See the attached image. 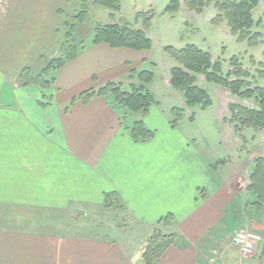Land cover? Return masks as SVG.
<instances>
[{
  "label": "crops",
  "instance_id": "1",
  "mask_svg": "<svg viewBox=\"0 0 264 264\" xmlns=\"http://www.w3.org/2000/svg\"><path fill=\"white\" fill-rule=\"evenodd\" d=\"M9 5L0 0V20ZM65 35L53 39L47 58L59 53ZM30 45L22 38L11 45L13 51L0 52V264H144L147 240L156 229L175 233L176 240L155 264H229L236 249L231 243L224 247V221L238 202L247 210L250 200L249 190L238 188L243 177L233 170L235 161H223L232 154L205 152L181 131L182 121L172 125L173 112L165 116L157 98L145 116L137 113L155 131L146 142L131 137L108 96L77 100L65 110L86 90L110 81L131 83L132 69L156 63L152 49L83 43L78 56L57 71L56 81L43 88L26 86L21 76L31 65ZM232 137L239 142L228 128L222 137L227 148ZM235 151L242 162L244 154ZM249 157L248 176L254 170ZM109 192L117 193L121 209L106 206ZM33 210L61 219L58 215L79 216L64 231L55 229L56 220L49 222L53 228H41V216L24 224L22 213ZM168 214L174 220L159 224ZM261 218L263 228L264 207ZM133 231L140 236H131Z\"/></svg>",
  "mask_w": 264,
  "mask_h": 264
},
{
  "label": "rangeland",
  "instance_id": "2",
  "mask_svg": "<svg viewBox=\"0 0 264 264\" xmlns=\"http://www.w3.org/2000/svg\"><path fill=\"white\" fill-rule=\"evenodd\" d=\"M72 1L10 0L8 13L3 20H0V52L13 51L11 45L22 40V38L26 42L29 40L31 45L30 50L26 51V56L31 65L27 67H31L36 71L39 70L40 63L43 67L44 59L46 61L50 59L47 57L53 48V39L60 40L69 31L70 25L74 21L77 22L75 27L77 30L75 32L74 29V35L81 37L86 45L92 43L95 27L98 24L119 23L129 25L133 29L143 30L153 41L151 51L153 52V60L156 63H146L140 70L149 69L154 72V80L148 84V87L155 98L162 101V110L165 116H171V109L173 108L185 109L184 118L181 120L183 122L180 127L181 131L196 139L205 152H211L214 149L217 154H232L228 158L224 157L223 161L225 159L235 161L233 170L243 177L239 180L238 188H247L250 182L248 183L246 179L251 178V173L248 176V168H246L251 163L248 156H252L254 168L255 160L264 157V130L245 128L241 130V133H238L235 125L229 120L231 118L230 105L240 103L249 108L257 109L259 108L258 101L255 98H241L223 86L208 83L204 75L192 73L197 78V85L200 88L208 89L213 104L205 110L200 106L189 108L186 105L184 94L171 85L170 70L179 64L166 48L169 46L181 48L188 43H195L200 48L212 52L214 61L222 62L224 75L231 69L230 59L235 56L245 70L250 71V74L258 78V84L264 86V80L259 78L256 72L259 67L256 63L264 62V27L254 28V31H260L263 35L258 44L250 45L248 41L237 40L231 34L226 21H224L225 18H219V12L213 0L199 12L195 10L196 8L188 6L186 0H121V10L116 12L97 4L95 0H86L84 9L87 10V14L79 18H74V16L81 12L82 1L74 0L73 7L74 5L77 6L74 11H72ZM173 1L180 2V9L176 12H167L166 8ZM18 13H23V18H14L13 15ZM253 14L257 20L264 18V0H260L254 8ZM146 19H151L150 24L146 25ZM76 37L75 40L78 39ZM57 53H54L52 57L59 55ZM48 74L49 77L57 76L55 70H50ZM123 88L126 89V86ZM107 96L111 97V94L109 93ZM191 117H194L195 120ZM172 118H175L174 114ZM137 119L138 115L132 114L129 122L133 123ZM223 121L231 126L226 129L222 123ZM228 128L231 133L234 132L239 138V142L235 140V137L230 139L232 146L230 148H227L226 142L222 139ZM237 148L239 149L238 154L240 152L244 154V159L238 163L239 158H234L233 154L236 153ZM233 170L231 171L234 172ZM249 192L247 200H250L247 201L249 207L247 210H245V205H239V202L236 204V211L234 210L231 213L229 209L227 210L228 215L231 213V217L229 216V219L227 218L224 221V225L227 224L224 231L227 235L223 236L224 247L227 249L231 243L236 249L231 254L229 264H251L258 261V259L264 260V241L257 246L255 256L243 255L232 242L236 231L242 228L254 229L264 235V224L263 228L260 226L262 210H259L256 204L250 202L251 200H257V196L253 192ZM44 213L36 210L23 212L24 217L21 219L24 224H31L30 221L36 222L32 217L41 216L40 220H43L41 228H53V225L49 226V222L50 220H56L58 223L54 224L55 229L68 231L72 228L68 229L66 227L70 226L79 216L76 212L58 215L64 216L61 219V217H55L57 215ZM135 233L137 232L133 231L131 236H135ZM137 235L140 236L138 233Z\"/></svg>",
  "mask_w": 264,
  "mask_h": 264
},
{
  "label": "trees",
  "instance_id": "3",
  "mask_svg": "<svg viewBox=\"0 0 264 264\" xmlns=\"http://www.w3.org/2000/svg\"><path fill=\"white\" fill-rule=\"evenodd\" d=\"M82 1V9L74 18H79L87 14L84 9L86 0ZM212 0H186L191 8H196L197 12L210 4ZM219 12V18H225L228 28L233 36L239 41H248L250 45L258 44L263 38L260 31H254L255 27H264V18L255 19L253 10L260 0H213ZM99 5L107 7L112 11L121 10V0H95ZM180 9V2L173 1L167 8V12H176ZM114 14V13H113ZM73 21V20H72ZM151 19H146V25ZM76 21L72 22L65 39L60 46L59 55L50 59L44 69L39 73L34 72L31 67H25L21 76L26 86L36 85L49 88L55 81L56 76L49 77L50 70L56 72L63 68L67 62L75 59L79 50L85 47L83 43L75 40L74 29ZM93 44H108L113 48H130L134 50H151L153 41L141 29H133L129 25L119 23L98 24L95 27ZM179 65L170 70L171 85L184 94L186 105L189 108L200 106L203 110L213 104L210 92L206 88L197 85V78L192 74H202L208 83H214L230 90L234 95L241 98H255L259 103V108L252 109L240 103L230 105V122L235 125L238 133L245 128L264 130V86L258 84L254 75L245 70L237 57L230 59L231 69L226 75L223 74L221 61H214L213 54L207 49L200 48L195 43H188L184 47L177 48L169 46L166 48ZM253 60V58H252ZM259 67L256 72L259 78L264 80V62L256 63ZM155 74L149 69H132L129 78L131 83L124 84L110 81L100 87L91 88L74 97L65 110H69L77 100L88 102L93 96H107L108 103L118 108L120 123L124 126L131 137L136 142H146L155 136V131L149 129L144 119H137L131 125L129 117L132 114L141 113L144 116L150 108L156 104L153 93L147 85L154 80ZM251 78V81H250ZM128 85V86H127ZM254 85V86H253ZM126 86V89L123 87ZM46 96V95H45ZM121 108V109H120ZM185 109L173 108L175 118L172 125L177 126L184 118ZM194 117H191V119ZM247 189L257 196L253 202L259 210L264 207V157L255 160V168L251 174L250 183ZM107 207L121 209L120 198L116 192H109L105 195ZM170 220H174L172 214H168L160 220L159 224L169 225ZM175 233H162L156 229L153 235L147 240L143 252L144 264H155L161 256L174 244Z\"/></svg>",
  "mask_w": 264,
  "mask_h": 264
},
{
  "label": "built area",
  "instance_id": "4",
  "mask_svg": "<svg viewBox=\"0 0 264 264\" xmlns=\"http://www.w3.org/2000/svg\"><path fill=\"white\" fill-rule=\"evenodd\" d=\"M263 240L264 237L261 233L253 229L242 228L236 231L233 237V244L243 255H252Z\"/></svg>",
  "mask_w": 264,
  "mask_h": 264
}]
</instances>
